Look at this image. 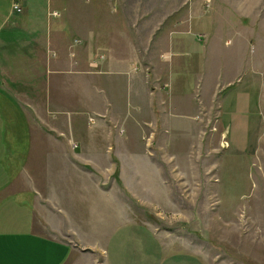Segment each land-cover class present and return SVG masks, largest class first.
Masks as SVG:
<instances>
[{
	"label": "rangeland",
	"instance_id": "obj_1",
	"mask_svg": "<svg viewBox=\"0 0 264 264\" xmlns=\"http://www.w3.org/2000/svg\"><path fill=\"white\" fill-rule=\"evenodd\" d=\"M6 1L0 0V15H5ZM51 2L62 10L55 27L70 30L68 41L84 39L77 54L84 64L80 70L94 73L100 85L87 83V72L73 74L80 82L76 87H71V74L68 80L63 78L62 86L58 81L51 86L55 92L59 88L60 97L52 113L45 112L47 122L55 119L66 130L51 135H40L50 126L41 115L18 97L0 94V202L10 205L14 225L25 228L33 202L28 192L4 190L9 181L19 175L40 180L61 174L63 168L85 177L74 205L64 209L68 213H60L67 223H78L73 239L84 251L80 264L105 263L108 237L120 220L118 210L125 206L128 217L155 229L166 252L187 251L206 264H264V0ZM91 49L98 55L103 49L109 53L102 67L86 63ZM123 57L138 59L149 79L159 83L182 75L189 90L195 91V100L207 104L206 111H198L196 123L188 117L175 120L170 144L159 129L153 140L150 112L131 113L128 137L120 140L119 147L92 152L95 168L62 167L59 160L73 153L68 147L58 148L72 135V128L87 131L97 119L107 118L98 126L113 125L115 135L125 124L133 107L130 98L135 100L141 91L133 88L135 96L127 91L118 74L124 71L113 65ZM173 59L178 60L172 63ZM179 60L183 69L176 67ZM108 70L112 73L104 72ZM108 96L115 100L112 109ZM112 116L121 117L119 125H114ZM144 121L149 124L143 126ZM226 138L232 147H227ZM132 139L143 146L139 149L143 159L137 163L127 158L125 150L126 140ZM12 195L24 204L12 205L7 200ZM10 215L0 208V225H9L4 220L10 221Z\"/></svg>",
	"mask_w": 264,
	"mask_h": 264
},
{
	"label": "crops",
	"instance_id": "obj_2",
	"mask_svg": "<svg viewBox=\"0 0 264 264\" xmlns=\"http://www.w3.org/2000/svg\"><path fill=\"white\" fill-rule=\"evenodd\" d=\"M12 2L13 0L6 1L5 15H0V94L5 97L6 94L18 97L34 114H38L39 118L41 115L48 124L45 112L52 113L60 97L57 94L59 88L55 92L51 86L54 87L57 81L62 86L63 78L68 80L69 74H71V87H76L80 82L77 77H73V74H86L88 72L84 68L80 70L84 64L81 63L77 55L84 39L75 37L68 41L72 34H70V30L55 27L54 22L57 21L55 17L60 15L49 16L50 9L55 7L52 5L53 1L26 0L24 10L21 13L12 11ZM59 9L61 10V7ZM101 54H104V58L99 60L102 67L107 56L109 58V53L103 49ZM97 55L96 51L91 49L86 63L88 62L90 65V61ZM117 59L118 61H112V63L115 66H120L124 71L118 74L124 79L127 91L134 96L135 90L133 88L137 87L136 89L141 91L136 95L135 100L128 96L134 108L130 109V113L129 111L126 113V122L124 125L121 122L122 128L121 130L117 128L118 133L115 135L113 125L109 124L110 128H105L107 118L97 119L94 127L89 129L87 126V131L80 129L74 131L72 128V135L67 137L66 142L61 140L58 148L68 147L73 153V157L59 160L62 167L69 166L78 171L80 167L92 164L95 168L96 161L92 152L95 149L106 152L108 147L109 149L118 148L120 140L124 141V138L128 137L125 133L129 132L126 126L131 113L146 112L149 114L150 112L153 119L152 129L154 128L153 140L156 135L155 129H159L162 134L163 131L165 133L164 142L169 143L171 136L175 137L170 135L175 127V120L188 117L194 121L198 111L201 109L206 111L207 104H202L201 99L195 100V91L189 90V84L182 75L178 74L176 79L174 77L172 79L167 78L164 83H159L161 80L149 79V73L144 72L143 64L142 62L139 63L138 59L134 57ZM174 60L178 59H173L172 63ZM180 61L176 63L177 69H183L180 64L183 62ZM104 72L112 73L110 70ZM88 73L92 75H88L87 83L97 88L100 82L94 77V73ZM39 86L45 88L44 92L40 91ZM195 88L197 91L198 86ZM47 89L50 90L49 94H47ZM1 91L5 93H1ZM41 93H44L42 97ZM113 98L106 97L111 109L114 108L113 103H115ZM60 108H64L61 109L62 111H70V107ZM97 111L99 112L96 113L103 114L100 110ZM221 115L223 116L222 109ZM112 117L116 126L117 120H120L121 117ZM91 118H93L92 120L95 119L93 116ZM100 120L105 122L103 129L98 126ZM123 120L125 121V119ZM160 120H163L162 129L159 128ZM50 122L52 124H48L50 125L48 129L40 131V135H51L52 131L57 130L59 133L66 132L65 126L57 125L55 119ZM194 123L196 122L194 121ZM148 124L146 121L143 122V126ZM124 126L125 128H123ZM224 126L227 135V127L225 124ZM140 137L142 139V136ZM225 142L227 147H232L228 138ZM139 143L134 139L126 140L125 143L127 144L125 150L128 151L127 155L129 154L127 158L133 163L143 159L142 151H139L143 146L141 147ZM150 148L151 146H148V149ZM234 149H238V147ZM239 149L246 150L244 148ZM113 162L116 161L113 160ZM40 178L39 180L32 176L19 175L10 180L4 187V190L11 189V193L19 191L30 193L33 205L28 212L29 216L25 228L21 229L14 225L16 216L13 215L10 205L5 207V201L0 202V208L5 213L6 211L11 212V215L8 216L10 221L4 220V223L9 225H0V264H80L79 260L85 256L84 251L81 252L80 248L77 247L79 241L73 239L76 234L75 226L78 223L69 224L60 218L61 210L68 213L69 211L64 209L69 205H74V197H79V182L85 180V177L74 175L69 171L65 172L62 168L61 174ZM94 180L95 177H93V187L96 181ZM23 184L24 187H22ZM14 195L7 198L12 205L20 207L24 204L13 199ZM127 214H130L127 206L118 210L117 219L120 220L108 237L104 264H206L199 255L187 251L171 249L170 252H166L164 243L149 223L133 216L128 217ZM97 261L98 259L95 262Z\"/></svg>",
	"mask_w": 264,
	"mask_h": 264
},
{
	"label": "built area",
	"instance_id": "obj_3",
	"mask_svg": "<svg viewBox=\"0 0 264 264\" xmlns=\"http://www.w3.org/2000/svg\"><path fill=\"white\" fill-rule=\"evenodd\" d=\"M25 2H26V0H13V2H12V11L16 12V13L23 12L24 7H25ZM50 14L53 15V16H57L60 13H59V11L57 9H54L53 11L50 12ZM101 58H104V54H99L97 58H93L90 61V65L94 66V67L99 66L100 63H99L98 59H101Z\"/></svg>",
	"mask_w": 264,
	"mask_h": 264
}]
</instances>
